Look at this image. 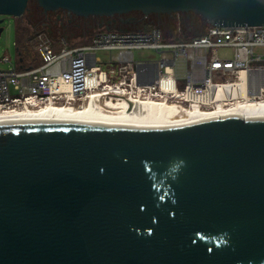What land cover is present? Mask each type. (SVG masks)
Instances as JSON below:
<instances>
[{"label": "water", "instance_id": "95a60500", "mask_svg": "<svg viewBox=\"0 0 264 264\" xmlns=\"http://www.w3.org/2000/svg\"><path fill=\"white\" fill-rule=\"evenodd\" d=\"M32 1L82 18L264 27V0H0V37ZM0 264H264V112L0 122Z\"/></svg>", "mask_w": 264, "mask_h": 264}, {"label": "built area", "instance_id": "2783aa9c", "mask_svg": "<svg viewBox=\"0 0 264 264\" xmlns=\"http://www.w3.org/2000/svg\"><path fill=\"white\" fill-rule=\"evenodd\" d=\"M36 37L39 65L0 70V112L47 105L82 109L95 95L205 111L242 100L243 91L264 100V56L254 53L264 48V27L209 26L201 38L177 44L158 28L104 30L95 33L89 46H64L59 53L46 35ZM219 49L233 50V57L221 58ZM135 50H153L160 57L135 61ZM100 51L110 53L108 61L97 56ZM2 61L11 63L8 57Z\"/></svg>", "mask_w": 264, "mask_h": 264}, {"label": "bare ground", "instance_id": "6f19581e", "mask_svg": "<svg viewBox=\"0 0 264 264\" xmlns=\"http://www.w3.org/2000/svg\"><path fill=\"white\" fill-rule=\"evenodd\" d=\"M248 80V79H247ZM246 78L242 77L243 88L246 90ZM245 85V86H244ZM264 112V100H253L243 91V99L236 102L218 104L213 110L199 108L183 109L179 106L154 101L105 99L98 95L91 97L90 102L82 109L74 107H57L47 105L39 109L25 108L14 111L0 112V122L19 120H61L102 122L124 126L171 125L205 122L229 116Z\"/></svg>", "mask_w": 264, "mask_h": 264}, {"label": "rangeland", "instance_id": "374dc122", "mask_svg": "<svg viewBox=\"0 0 264 264\" xmlns=\"http://www.w3.org/2000/svg\"><path fill=\"white\" fill-rule=\"evenodd\" d=\"M36 4L31 3L28 6V10H31L32 13L36 12ZM174 18L177 20V27L174 29L169 28L164 25V21L162 23H159V20L156 21L158 26L162 28V30L169 36L167 41L177 44V43H183L189 39H193L194 37H197L201 34H203L206 31V28L200 29L199 31H191L186 32L183 27L181 26L182 21V14H175ZM3 19V17H0V20ZM5 21L1 25L5 28L2 36L0 37V70H9L12 68V64L17 66V69L23 70L20 68V66H23L24 69L28 67H34L39 65V55L36 48H38V40L36 35H41L44 33H47L50 31V22L48 25L45 24H38V22L31 23L32 25H28L26 23H23L21 28L23 29L22 36L20 38V50L22 52L21 57L23 58V62H20V57L17 52V20L12 18H4ZM54 21V20H53ZM147 21V20H146ZM144 22V24L139 28L137 31H143L145 29L146 23H155V18L151 17L147 22ZM163 24V25H162ZM153 29V27L147 26L146 32H150ZM105 29H97L90 34H85L84 32H80L79 35H76L74 37H64L57 33H52V35L47 37L46 40H49L53 45L54 53H59L64 46H67L68 48H79V47H86L89 46L90 42L92 43V38L98 31H103ZM118 31V30H117ZM48 34V33H47ZM50 38V39H49ZM65 43V44H63ZM89 44V45H88ZM255 54L263 55L264 56V48H255L254 49ZM113 54H116L114 52ZM218 54L221 58H227L231 59L233 57V50L231 49H219ZM98 57H100L104 62L108 61L110 58V53L105 51H100L97 54ZM4 57H8L10 59L11 63H4L2 60ZM133 57L135 61H152L158 59L160 56L153 50H135L133 52ZM264 64V63H262ZM108 70L107 68H105Z\"/></svg>", "mask_w": 264, "mask_h": 264}, {"label": "flooded vegetation", "instance_id": "af4514ba", "mask_svg": "<svg viewBox=\"0 0 264 264\" xmlns=\"http://www.w3.org/2000/svg\"><path fill=\"white\" fill-rule=\"evenodd\" d=\"M122 17L123 16H116L112 18H82L76 17L63 11L45 13L41 8L37 6L36 12L32 13L31 10H27L24 17L21 20L17 21V24L19 23L20 25H22L23 23H26L28 25H32L31 23L38 22V24L48 25L50 22V31L47 32L48 34L44 33L47 36L50 37L52 33H57L64 37H74L76 35H79L80 32L90 34L91 32L101 28L105 29V31H116L115 28L117 26V23H121L125 20L124 17Z\"/></svg>", "mask_w": 264, "mask_h": 264}, {"label": "trees", "instance_id": "16d2710c", "mask_svg": "<svg viewBox=\"0 0 264 264\" xmlns=\"http://www.w3.org/2000/svg\"><path fill=\"white\" fill-rule=\"evenodd\" d=\"M31 3H35L34 1L30 2L29 5ZM36 6H38L36 4ZM183 18H182V21L181 22V26L183 27V29L186 31V32H191V31H199L200 29H203V28H206V30L208 29L209 25L206 21L202 20L200 17H197L195 15H193L192 13H187V14H182ZM125 20H128L130 19V21L126 24L124 23H120L118 22L117 23V26L115 28V30L117 31H125V32H130V31H137L139 30V28L144 24V22L147 20H149L151 17L155 18V23L156 21L159 20V23H162V21H164V25L169 27V28H172L174 29V26L175 28L177 27V20L174 18V15L172 16H168V15H162L160 17H158L157 15H151L149 16L148 18H144V16L140 13H132V14H129V15H126V16H123ZM122 17V18H123ZM146 21V22H147ZM163 25V24H162ZM147 26H150V27H153V28H158L162 31V33L166 36L165 39L168 40L167 38L169 37L163 30L162 28H160V26H158V24H152V23H146V25L144 26L145 29L143 31H146V28ZM23 29L21 28L20 24L18 23L17 24V52H18V55L20 57V60H22L23 62V58L21 57L22 55V52L20 50V38L22 36V33H23ZM202 35V34H201ZM199 35V36H201ZM194 37L193 39H189L187 41H191V40H194V39H199L201 37ZM91 44V42L89 43ZM88 44V45H89ZM21 69H24L23 66H20Z\"/></svg>", "mask_w": 264, "mask_h": 264}]
</instances>
